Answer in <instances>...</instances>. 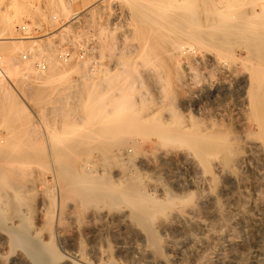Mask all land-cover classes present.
<instances>
[{"label": "rangeland", "instance_id": "374dc122", "mask_svg": "<svg viewBox=\"0 0 264 264\" xmlns=\"http://www.w3.org/2000/svg\"><path fill=\"white\" fill-rule=\"evenodd\" d=\"M70 1L74 12L81 13L79 21L73 24L71 38L62 43L65 48H72L73 52L90 47L91 50L87 49V61H91L77 65L78 70H72L69 77L66 76L60 83H43L33 72L15 74L20 78L18 84L11 77L9 80L11 88L25 106L23 115L31 117V129L35 128L41 134L44 130L43 160L29 164L30 173L26 178V187L33 192L32 204L36 206V211L31 214L34 226L41 227L43 215L51 206H54L55 218L60 215L62 218L52 230L26 228L29 235L25 233L21 237L25 245L19 244L14 249L6 238L0 237V264H46L48 252L39 245L48 242L59 251L58 259L68 260L70 264H107L112 261L117 264H264V128L260 125L264 124L260 120L264 116V88L262 93L259 92L260 96L254 97L248 87L249 69L231 56L226 58L230 63L226 71L217 69L214 67L215 51L202 45L199 49L196 46L194 55L183 58L181 64L167 60L165 51L170 49V45L162 35L163 29L141 27L133 19L126 0H108L109 3L101 2L103 0ZM258 1L180 0L175 1L172 7L177 8V4H181L178 11L186 25L194 17L196 22L205 21L216 4L225 11L234 10L238 17L252 16L260 5ZM12 2L0 0L2 12L31 24L30 32L34 35L54 29L47 24L43 14L51 15L55 9H62L58 0L57 3L18 0L20 6L16 7L17 10ZM101 12L102 18L99 19ZM54 20L55 24H59L60 17ZM37 21L45 22V26L35 29ZM99 23L106 25L107 30L112 31L113 28V35L108 31L105 42L110 48H101ZM12 29L13 33L22 31L20 27ZM238 43L230 42L229 47L235 55L244 58L249 52V44ZM98 61L109 71H106L108 74L95 75V80L117 78L119 73L115 83L120 86L119 82L124 78L121 83H125V90L109 92L106 97L110 102L107 104L99 99L96 84L87 85L81 78L80 70L92 66L94 62L97 67ZM259 62L254 61L255 64ZM122 73L127 74L122 77ZM128 82L130 86L131 82L134 85L130 92ZM80 92L89 98L90 105L83 103L86 100L84 96L81 103L79 96L74 97L81 95ZM63 96L67 101L71 99L69 96H73L79 104L63 107L62 110ZM123 96L128 98L121 100ZM132 98L140 115L151 114L168 124L179 123L187 130L196 129L199 134L202 132L200 135H208L209 139L204 137L201 142L206 152L205 159L200 158L186 143L163 141L153 133L148 135L132 129L123 136L135 139L133 160H128V155L110 159L119 145L109 138L102 140L108 125L107 122L102 123V119L109 115L108 107L113 111L120 106L119 102L125 107L128 104L125 100L128 102ZM2 115L3 108L0 106V134L18 138L16 124L11 126ZM80 135H88L85 141L93 143L95 148L92 145L82 146L70 151L67 147L80 141ZM20 138L24 139L25 135ZM81 162L88 166V172L99 178H109L121 186L133 184L150 198L160 202L173 199L174 202L167 203L163 209L149 200L132 207L125 202L112 203L103 193H99L97 198L93 196L95 199L91 203L76 200L72 193H68L53 203L48 188L58 193L68 179L67 175H59V181L53 182V167L57 172L58 168L67 167L71 173L79 171ZM13 170L14 167L10 168V172ZM149 206L151 227L147 228L138 222L135 215ZM24 207L26 205L23 204V211L26 210ZM14 219L8 220L10 225L19 223L18 216ZM0 236L6 237L7 231L0 228ZM59 262L56 258L55 264Z\"/></svg>", "mask_w": 264, "mask_h": 264}, {"label": "bare ground", "instance_id": "6f19581e", "mask_svg": "<svg viewBox=\"0 0 264 264\" xmlns=\"http://www.w3.org/2000/svg\"><path fill=\"white\" fill-rule=\"evenodd\" d=\"M12 1L14 2V3L12 2L13 5L14 4L16 5V6L14 5L15 9L16 7L20 6V3L18 2V0H12ZM49 1L50 3H54V2L57 3L56 2L57 0H49ZM58 1L62 3V9L60 8L55 9V12L52 13L51 15L49 14L42 15L47 20V24L52 25L54 29L46 33L38 34V35L36 34L34 35L30 32V29L32 28L31 24H27V23L25 24L24 22L19 21L18 18L15 19L10 14L3 13L2 12L3 10L0 6V106L3 108L2 118L5 120H8L11 126L15 123L19 131L18 132L19 139L12 138L9 134L4 135V136L0 134V228L7 231L6 237H3V236H0V237L6 238V240H8V242L10 243L11 249H14L19 244L25 245L21 237L23 236V234L27 233L26 228H29L31 226V227H34L36 231L41 230L43 228H46L47 230H52L54 226L56 227L57 221L58 223H60L59 221L62 218L61 217L62 215H60L57 219L55 218V215H54L55 209H54V206L53 207L51 206L48 208V210H46V212L43 215L44 220L42 222L41 227L34 226L35 222H33L31 214L34 211H36V206L32 204L33 192L29 187H26V178L28 174L30 173L29 164H31L32 162L39 163L41 160H43L44 147H43L42 141L44 140H42L43 139L42 134L44 133V130H43V133L41 134L37 132V129L35 128L31 129V127L29 126L30 121H32L30 120L31 117L29 118L23 115V112L26 111L25 106L22 104L23 103L21 102L22 100L19 98L17 93L11 88V85L9 84L10 77L18 84V80L20 78L16 75L18 74L26 75L28 74V72L35 73L36 77L39 80H41L43 83L44 82L52 83V84H55L58 82L60 83V81H63V79L66 76H68L72 70L77 69V65L81 66V64L91 61V60L87 61L89 57L88 56L89 52L87 49L90 47L86 46L84 49H82L79 52H76V51L73 52L72 48L67 49L64 47L62 42H65L66 40L71 38L73 24L76 22V20L80 18L79 15L81 12L79 10H78L79 12H74L70 4L71 2L70 0H58ZM105 1H108V0H103L101 2H105ZM175 1L179 2L180 0H162V1L160 0L158 2L155 0H126V4L127 2L129 3L127 6H130L129 8H131L132 10L133 19H135L140 24L141 27L147 26L150 28H157V29L162 28L163 29L164 32L162 33V35L165 41H167L168 46L170 45V49L169 50L167 49V51H165L167 52L166 55H168V57L165 56L167 57V60L174 61L175 64L177 65L181 64V60L183 58L190 56V54L194 55V53L196 52V49L197 48L199 49L200 46L202 45L201 47L204 46L208 49L215 51L217 56H216V60H214L215 61L214 67H217V69L221 71H226V69L228 68L227 65L230 64L229 60H227L226 58L227 57L229 58L231 56L232 58L237 59L239 62L241 61V63H243V66L249 69L248 70L249 77L247 80L248 87L251 90V94L254 97L257 98L258 96H260L259 94L262 93L261 89L264 88V0L258 1L260 5L256 11V14L252 16L242 15L238 17V15H236V13L233 12L234 10L225 11L222 9L221 5L216 4L214 5L211 15H208L206 17V20L203 21L204 23L196 22V19H194L195 18L194 17L190 19L191 21L190 23L187 21L188 24L186 25H184L183 23V16L178 11V8L181 7V4L178 3L177 8L172 7ZM251 2H253V0H250V3ZM36 7L38 8L39 6L36 5ZM117 10H118V7L115 8L116 14H117ZM100 11L103 12V10H100ZM102 12L100 14V17L98 16L99 19L102 18ZM58 17H60V20L58 22L59 24L56 23L57 24L56 25L54 19H58ZM102 22H105V20ZM44 23L42 21H37V24H35L37 27H35V29L45 26ZM112 23L117 24L118 22H112ZM113 24L112 26H114ZM105 26L103 24H100L101 48L105 46L107 47V45H105V42L108 36V31H110V29L107 30ZM13 27H16L17 30L20 27L22 31H16V33H13L12 32ZM112 31H113V28H112ZM112 31H110V33ZM112 35H113V32H112ZM110 40L112 41L111 38ZM230 42L232 43L239 42L238 44L242 42L243 43L247 42L250 47L247 56L243 58V57H239L235 55L233 51L231 50V48L229 47ZM196 46H199V47L196 48ZM110 47H107V48H110ZM92 48H96V46L92 45ZM102 50L104 51L105 49L103 48ZM102 50H101V53H102ZM99 57H98V60H99ZM255 60H259L260 62L258 64H255L254 63ZM97 64L99 65L96 67V64L94 62L92 66H88V67H85L84 70H80L82 74L81 78H83V81L84 80L86 81L87 85H91L92 83H95L96 86L95 85L94 86L98 90L99 99L101 100L102 103L107 104L110 102L109 99L106 97L109 92L119 93L125 90V86H124L125 83L124 84L121 83V80H123L124 78H122L121 80L119 79L120 80L119 83L123 86L121 85L116 86V83H115L116 80H118L117 78L120 77L119 73H118L117 78L113 77L114 79L110 77L109 79H106V77H101L95 80L96 79L94 77L95 75H100L106 71H109L108 67H103L102 62L98 61ZM123 65L125 66V64ZM118 67L120 66L118 65ZM117 71H116V74H117ZM121 72H122V68H121ZM106 74H108V72H106ZM110 74H113V73H110ZM124 74L122 73L121 76L122 75L125 76L127 73L125 75ZM125 80L127 81L126 78ZM125 80L122 82H125ZM82 85H85V84H82ZM131 86L129 84V87H130L128 88L129 92H130L129 89L134 87V85H132V82H131ZM153 87H155V85ZM150 90L151 89H149V91ZM126 92H127V89H126ZM80 93L81 95L76 94L74 95V97L76 96H79V98L83 97L84 96L83 92H80ZM69 97L71 99L68 101H67V98L65 100V97L63 98L64 101L62 99V106H61L62 110L64 109L63 107H67V106L76 107L79 103H81L82 98L80 99L78 103V101L76 102L73 99V96H69ZM124 97L125 96H123L121 100L128 98V97L126 98ZM85 98L86 100L83 103L90 105L89 98L87 97ZM129 101H132V102H129ZM129 101L126 102L125 100V103L126 104L128 103L127 106H125L126 108L124 107L125 104H123V106L121 105V102H119L120 106H117L113 111H111L110 107H108L109 115L106 117H103L102 119V123L107 122L108 124L106 126L104 125L105 130L107 132L105 136H103L102 140L109 138L111 141L119 145L118 151L113 153L112 156H110V159L114 160L116 159L117 156L122 157V155H128L127 157L129 158L128 160L132 159L133 152L135 149L133 146V144L135 143V139L123 136V134H125L127 130H131V129L132 131L134 130L137 132H143L144 134H148V135L153 133L157 136L158 139L163 140V141L186 143L188 144L190 148L194 149V151L200 158L205 159L206 152L201 142H202V139L206 137V135L204 134L200 135L202 134V132H200L199 134V131L198 132L195 131L196 129L187 130L186 127L181 126L179 123L168 124L165 121H160L159 119L155 118V116L151 114H148V115L141 114L140 115V110H138V108L135 107L136 104L134 103L135 101L133 100V98L132 100H129ZM253 103H254V100H253ZM122 107H124L125 109L124 111L122 110L123 109ZM87 118H83V119H87ZM79 119L80 118H78V120ZM260 120L264 121V116L260 117ZM80 122H83V120ZM83 125H85V123ZM260 125H262L264 128V124H260ZM70 126L71 125H69L68 127ZM33 127H36V126H33ZM92 127H94V125ZM81 128H83V126H81ZM81 128L77 127L78 130ZM9 130H12V129H9ZM75 131L73 130L72 132H75ZM23 135H25V138L24 139L20 138ZM80 138H81L80 141L71 143L72 145H70L67 148L70 151H73L74 149H78L82 146H88V147L91 145L93 146V143H91L90 141H85V139L88 138V135H80ZM151 143L154 144L153 141ZM92 148L94 149L95 147L93 146ZM216 149L218 150V147H216ZM219 150L222 152L221 148ZM227 150L228 152L230 151L228 148ZM127 158L125 159L127 160ZM81 163L79 164L81 165ZM70 166L72 167L73 164L70 163ZM12 167H14V170L13 172L12 171L10 172V168ZM87 169H88V166L83 165V163L81 167L79 168V171L71 172V173L69 170H67V167L58 168V172L53 167V174H52L53 182L59 181V175H67L68 177L64 185L60 187L61 188L60 192L57 193L54 190L48 188V195L52 198L53 203L57 202V199L59 197L63 198V196L67 195L68 193H72L74 197H76V200L78 199L81 202H88V203H91L94 197L97 198L99 193H103L105 196H107L110 199L112 203L125 202L131 205L132 207H136V205L142 201L149 200L153 203L158 204V206L163 209L166 207L167 203L174 202L173 199L172 200L168 199L164 202L157 201L154 198H150L149 196L144 195L141 191L137 190V188L133 184L121 186V185H118L119 183L116 184L115 183L116 181L112 182L109 178H104V179L99 178L97 175L88 172ZM23 204L26 205V207H24L26 209L25 211L21 209V206ZM150 207L151 206H149V208H145L142 211H138L135 215L138 222L143 224L147 228L151 227V224L149 222ZM14 216H18L19 223L18 224L12 223L10 225L8 220L9 219L13 220ZM27 234L29 235V233ZM153 236H155L154 233H153ZM34 238L35 237H33V239ZM29 243L32 244L31 241ZM39 246L40 248L42 249L44 248V250L48 252L47 259L49 260L46 262V264H55L56 258H57V262L59 261L61 262V263L59 262L60 264H70L68 260L58 259L57 256L59 254V251L53 246L52 243L48 242L44 245L41 244ZM35 249L37 248L35 247ZM107 264H117V263L112 261Z\"/></svg>", "mask_w": 264, "mask_h": 264}]
</instances>
